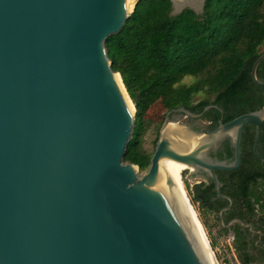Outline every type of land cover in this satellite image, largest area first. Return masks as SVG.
<instances>
[{
    "label": "water",
    "instance_id": "obj_1",
    "mask_svg": "<svg viewBox=\"0 0 264 264\" xmlns=\"http://www.w3.org/2000/svg\"><path fill=\"white\" fill-rule=\"evenodd\" d=\"M138 1L0 0V264H208L162 184L160 161L184 164L189 177L204 171L230 204L213 170L239 167L246 125L254 126L253 152L264 161L257 152L264 80L256 73L264 52L250 70L260 108L209 132L166 127L178 115L200 118L211 105L171 108L147 168L139 173L123 160L135 107L104 41ZM226 137L232 159L212 158L209 149Z\"/></svg>",
    "mask_w": 264,
    "mask_h": 264
},
{
    "label": "trees",
    "instance_id": "obj_2",
    "mask_svg": "<svg viewBox=\"0 0 264 264\" xmlns=\"http://www.w3.org/2000/svg\"><path fill=\"white\" fill-rule=\"evenodd\" d=\"M171 11L170 0H139L122 29L104 41L111 68L120 74L135 107V125L123 160L140 170L147 168L151 156L142 149L141 139L147 127L145 114L155 102H161L165 112L179 106L202 112L211 105L201 117L211 116L214 123L263 104L250 70L264 52V0H204L200 13L189 7L176 14ZM256 73L264 80V59ZM198 94L204 97L194 100ZM252 128L246 125L245 133ZM261 130L264 135V123ZM227 151L230 155L231 149ZM247 164L243 158L241 167ZM250 179L242 195L253 216L260 196L249 187ZM209 190L197 188L190 201L215 212L218 207L209 203ZM233 247L240 264L264 261V248L248 243L240 230Z\"/></svg>",
    "mask_w": 264,
    "mask_h": 264
},
{
    "label": "flooded vegetation",
    "instance_id": "obj_3",
    "mask_svg": "<svg viewBox=\"0 0 264 264\" xmlns=\"http://www.w3.org/2000/svg\"><path fill=\"white\" fill-rule=\"evenodd\" d=\"M188 119L192 121L201 120L203 122V126L191 122L190 127L203 132H209L220 121L216 120V122L214 123L213 119H211V116L208 115H203V118L200 117L197 119ZM252 127L253 128L251 130L247 131V134L245 133V129H243L242 132L241 163L239 167L235 170H213L219 181V191L231 198V204L227 198L217 195L214 190L213 180L209 176H207L204 171L199 172L197 175L186 177L185 180L196 177L199 178V180H197L189 188L192 195L195 194L197 188H210V190L208 191V200L211 205H215L216 207H218L215 210V216L217 217L219 231L231 233L233 240L236 231L240 230L248 243H252L257 248H264V209L259 208V205H264V161H261L253 152L255 129L254 126ZM261 131L259 139L257 141V152L260 155L264 156V135ZM244 148L246 149L244 150ZM228 149H231L230 155L228 154ZM232 153L233 147L231 145L229 137H226L223 140L219 141L216 146L211 147L208 151V154L212 158H216L218 160L225 159L227 161H230L232 159ZM243 158L248 159V164L245 167H241ZM188 172V168H185L181 172V175L185 176L188 174ZM248 178H251L249 187L252 188L253 191L260 196L259 203H257L256 205L255 214L253 216L249 214V210L245 205L244 197L242 195L245 190V182ZM227 206H229L227 209H223ZM203 208L209 211L212 210L208 205H203ZM220 209H223V225L220 223V219L217 215ZM260 217H262L261 220ZM236 218L240 219L246 224H251V229L241 226L237 221L234 220ZM230 221L233 222L229 225ZM261 264H264V261Z\"/></svg>",
    "mask_w": 264,
    "mask_h": 264
},
{
    "label": "rangeland",
    "instance_id": "obj_4",
    "mask_svg": "<svg viewBox=\"0 0 264 264\" xmlns=\"http://www.w3.org/2000/svg\"><path fill=\"white\" fill-rule=\"evenodd\" d=\"M183 7H193L197 13H200L201 10V0H195L194 4L190 5L188 3ZM181 9V7L173 8L172 14H175ZM185 82L192 81L191 78H185ZM204 97L203 94H198L194 97V100L201 99ZM165 113V108L161 104V102H155L146 112L145 119L147 122L146 130L141 139V147L142 149L152 154L154 150V144L157 137V131L160 126V123L163 119V115ZM175 123L180 126H190L191 122L197 123L203 126V122L201 120L192 121L185 116H176ZM138 168V167H137ZM144 170H140L138 168V172L142 173ZM182 176V175H181ZM188 176H182V183L184 189L186 191V196L191 203L194 211L196 212L197 218L202 225V228L208 238L209 245L212 248V251L218 261L219 264H240L236 257V252L233 247V240L231 233H227L225 231L218 230V223L216 220L215 212L209 211L203 208L199 203L195 201H190L191 199V191L190 187L194 184L199 178H190L189 180H185ZM189 177V176H188ZM264 209V205H263Z\"/></svg>",
    "mask_w": 264,
    "mask_h": 264
},
{
    "label": "bare ground",
    "instance_id": "obj_5",
    "mask_svg": "<svg viewBox=\"0 0 264 264\" xmlns=\"http://www.w3.org/2000/svg\"><path fill=\"white\" fill-rule=\"evenodd\" d=\"M183 2H191L194 3L195 0H181ZM117 79L120 82L119 75L117 74ZM122 87V84H120ZM124 91V90H123ZM125 95L127 96L126 92ZM127 99L129 104L132 108V102L129 100L128 96ZM179 128V125L175 122H169L166 129L167 130H174ZM161 174L163 175V183L168 192L172 195L174 200L176 201L177 205L179 206L182 214L185 217V220L191 230V233L198 244L199 248L201 249L206 261L208 264H219L212 248L209 245L208 238L202 228L201 223L199 222L196 212L194 211L191 203L189 202L185 189L182 183L181 172L188 168L182 163L176 162L170 159H162L159 163ZM189 169V168H188ZM169 179L170 183H167L165 180Z\"/></svg>",
    "mask_w": 264,
    "mask_h": 264
}]
</instances>
